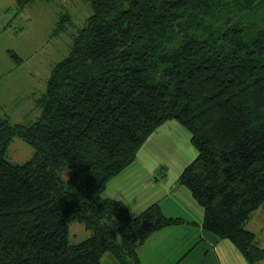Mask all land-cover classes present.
Here are the masks:
<instances>
[{
    "label": "trees",
    "instance_id": "trees-1",
    "mask_svg": "<svg viewBox=\"0 0 264 264\" xmlns=\"http://www.w3.org/2000/svg\"><path fill=\"white\" fill-rule=\"evenodd\" d=\"M86 1L92 14L52 68L40 117L0 118V264H141L138 248L182 219L157 203L133 217L103 193L168 121L197 151L178 184L204 228L256 264L264 247L245 225L264 204V0ZM16 137L34 149L23 164L7 157ZM74 222L90 232L79 243Z\"/></svg>",
    "mask_w": 264,
    "mask_h": 264
},
{
    "label": "rangeland",
    "instance_id": "rangeland-1",
    "mask_svg": "<svg viewBox=\"0 0 264 264\" xmlns=\"http://www.w3.org/2000/svg\"><path fill=\"white\" fill-rule=\"evenodd\" d=\"M91 14V4L86 0H36L21 10H18L15 0H0V32L12 34L11 37L4 32L0 34V118L8 117L14 124H31L37 120L36 115L40 107L34 103V94L41 96L46 92L52 68L69 54L74 37ZM58 25L62 27L52 36ZM6 45H9L10 59L13 60L11 57L13 51L22 58V61L24 60L18 72H8L10 69L7 65L8 59L2 51ZM21 92L26 94V100L22 97L23 101L18 103L17 107L18 104L12 103L11 98L13 100L14 96L20 95ZM27 95L31 97L27 98ZM169 122H172L173 126L176 124L175 128H171ZM168 123L162 125L160 137H157V141L152 143L149 149L162 155L161 161L168 168V176L176 179L195 159L197 151L190 141L191 136L187 129L177 121ZM144 150L146 151L145 147L141 154H144ZM33 154V147L19 137L12 140L7 150L8 159L15 164L27 162ZM72 175L73 172L70 170L63 173V177L67 178ZM183 187L190 192L187 187ZM253 216L246 228L255 233L256 244L262 245L264 207L262 206L261 211H257ZM89 236L90 232L84 223L70 224V243H79Z\"/></svg>",
    "mask_w": 264,
    "mask_h": 264
},
{
    "label": "crops",
    "instance_id": "crops-1",
    "mask_svg": "<svg viewBox=\"0 0 264 264\" xmlns=\"http://www.w3.org/2000/svg\"><path fill=\"white\" fill-rule=\"evenodd\" d=\"M3 32L7 33L6 31H1L0 34H3ZM7 34H9V37L12 36L11 33ZM2 51L6 59H8L7 65L10 68L8 72H18L24 60L17 64L15 60L10 59L9 45H6ZM20 82L22 83V81ZM22 87L24 86L22 85ZM23 91L26 92L25 90ZM44 93L41 96L34 94V103L36 106ZM22 97L23 100H26V94L23 92L20 95L16 94L13 100L11 98V101L12 103L18 104L23 101ZM30 97V95H27V98ZM17 107H19V104ZM40 115V108H38L36 118L38 119ZM169 123L171 128H175L176 124L173 126L172 122ZM169 123L167 122V124ZM161 127L143 145L146 149V151L144 150V154H141L142 147L136 159L108 181L103 193L105 197L124 202L129 209L130 215L133 217L138 216L148 207L157 203L167 217L182 219L183 222L179 225L165 227L154 232L138 248L140 263L251 264L230 240L220 238L204 228L203 208L192 198L186 188L178 184L176 181L178 177L171 179V176H168V168L161 161L163 160L162 155L150 151L149 147L151 144L157 141V137H160L159 131ZM262 206L264 207V204L255 210L251 217H254L253 215L257 211H261ZM246 229L254 233L251 229ZM256 245L264 247V243L262 245ZM102 264L119 263L111 254H105L102 259ZM256 264H264V258Z\"/></svg>",
    "mask_w": 264,
    "mask_h": 264
}]
</instances>
